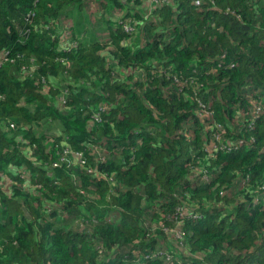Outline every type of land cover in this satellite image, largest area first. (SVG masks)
Wrapping results in <instances>:
<instances>
[{"label":"trees","instance_id":"trees-1","mask_svg":"<svg viewBox=\"0 0 264 264\" xmlns=\"http://www.w3.org/2000/svg\"><path fill=\"white\" fill-rule=\"evenodd\" d=\"M0 50V264H264V0H0Z\"/></svg>","mask_w":264,"mask_h":264},{"label":"rangeland","instance_id":"rangeland-1","mask_svg":"<svg viewBox=\"0 0 264 264\" xmlns=\"http://www.w3.org/2000/svg\"><path fill=\"white\" fill-rule=\"evenodd\" d=\"M113 12H115V14L117 15L118 13V11L117 10H115V11H113ZM97 17H100V15L99 16H97ZM84 22V21H83ZM99 24H97V29L99 28V27H103V21L102 22H98ZM86 27H85V30H86V32H85V37L86 38H88L92 33H93V28H92V25L90 24V25H88L87 23H85L84 24ZM96 32H98V31H96ZM100 32V31H99ZM98 32V33H99ZM97 33V34H98ZM76 152H78V151H73L72 153H73V155H75V156H78V160H80V161H82V159H81V157H82V153L80 152V154H77ZM166 235L167 236H171V235H168V233H166ZM164 239H165V237H164ZM168 242H170V241H168ZM171 243V242H170ZM166 243L164 242V245H165ZM172 244V243H171ZM173 244H174V242H173ZM177 246V245H176ZM179 246V245H178Z\"/></svg>","mask_w":264,"mask_h":264},{"label":"built area","instance_id":"built-area-1","mask_svg":"<svg viewBox=\"0 0 264 264\" xmlns=\"http://www.w3.org/2000/svg\"><path fill=\"white\" fill-rule=\"evenodd\" d=\"M149 1H153V2H155V3H162V2H167V1H169V0H149ZM194 2L195 3H199V0H194ZM126 29H128V26L127 27H125ZM129 28H132V27H129ZM0 54L1 55H3V56H7V52L6 51H3V50H0ZM259 110H261V107H260V105H254V111L255 112H258ZM77 154H80V152H76ZM177 235H179V234H177ZM146 256H148V255H146ZM166 259H170V256L169 255H166ZM132 264H136L135 262L134 263H132Z\"/></svg>","mask_w":264,"mask_h":264}]
</instances>
